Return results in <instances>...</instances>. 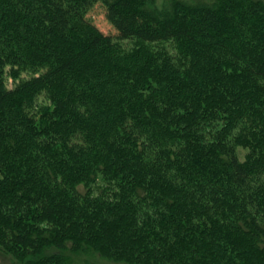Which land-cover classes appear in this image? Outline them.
I'll return each mask as SVG.
<instances>
[{
    "label": "trees",
    "instance_id": "16d2710c",
    "mask_svg": "<svg viewBox=\"0 0 264 264\" xmlns=\"http://www.w3.org/2000/svg\"><path fill=\"white\" fill-rule=\"evenodd\" d=\"M52 251L264 264V0H0V256Z\"/></svg>",
    "mask_w": 264,
    "mask_h": 264
},
{
    "label": "rangeland",
    "instance_id": "374dc122",
    "mask_svg": "<svg viewBox=\"0 0 264 264\" xmlns=\"http://www.w3.org/2000/svg\"><path fill=\"white\" fill-rule=\"evenodd\" d=\"M88 19L104 34L113 33L112 26L105 18L104 8L101 5H95V7L88 13ZM6 75H4V81L7 87L11 88L16 86L20 81L28 79L32 77L35 73L32 71H24L19 72L16 78H12L7 73L9 69L5 70ZM46 103L44 99L39 98L37 103ZM41 103V104H43ZM40 105V104H37ZM246 151H240L241 157H244ZM59 253L61 256L67 260V264H124L123 262H115L110 259H106L98 253L87 252V253H80V254H73V253H65L61 254L57 251H52ZM50 253V252H49ZM0 264H14V261L11 258L1 257L0 256Z\"/></svg>",
    "mask_w": 264,
    "mask_h": 264
}]
</instances>
